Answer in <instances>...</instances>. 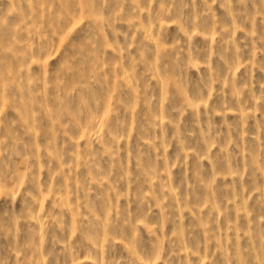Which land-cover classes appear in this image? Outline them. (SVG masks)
<instances>
[{
    "label": "rangeland",
    "instance_id": "rangeland-1",
    "mask_svg": "<svg viewBox=\"0 0 264 264\" xmlns=\"http://www.w3.org/2000/svg\"><path fill=\"white\" fill-rule=\"evenodd\" d=\"M0 264H264V0H0Z\"/></svg>",
    "mask_w": 264,
    "mask_h": 264
}]
</instances>
